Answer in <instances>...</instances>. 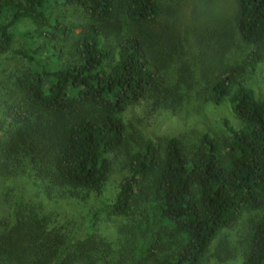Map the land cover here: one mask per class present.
Returning a JSON list of instances; mask_svg holds the SVG:
<instances>
[{
    "label": "trees",
    "instance_id": "16d2710c",
    "mask_svg": "<svg viewBox=\"0 0 264 264\" xmlns=\"http://www.w3.org/2000/svg\"><path fill=\"white\" fill-rule=\"evenodd\" d=\"M237 2L233 28L201 26L215 42L193 65L178 63L180 9L163 0H0V181L18 182L4 194L0 264H203L221 232L255 211L243 264H264V101L248 86L264 58V0ZM56 6L88 22H66ZM236 36L251 51L231 63ZM196 95L227 103L240 127L224 120L226 135L202 134L192 153L178 137L148 139L84 237L53 226L47 203L104 191L129 108L156 121ZM104 212L113 238L96 229Z\"/></svg>",
    "mask_w": 264,
    "mask_h": 264
},
{
    "label": "rangeland",
    "instance_id": "374dc122",
    "mask_svg": "<svg viewBox=\"0 0 264 264\" xmlns=\"http://www.w3.org/2000/svg\"><path fill=\"white\" fill-rule=\"evenodd\" d=\"M164 4L180 9L177 13V30L183 47L178 54V63L188 62L193 65L197 62V56L201 50L207 49L215 42L211 41L213 34L201 26L208 24L210 28L220 29L229 25L233 28L238 12L237 0H163ZM55 15L65 17L66 22H88L84 13L75 7H55ZM230 27V28H231ZM30 23L25 22L20 26L21 30L30 29ZM205 28V27H204ZM19 46V43H16ZM251 51L238 36L236 44L232 48L228 59L231 63L241 62L244 55ZM10 57V56H9ZM2 62V60H0ZM6 62L5 76L9 75L14 61ZM21 64L20 61H18ZM195 81L202 82L198 67L193 66ZM256 97L264 101V58L258 66L256 73L248 81ZM200 90V89H199ZM201 96L189 100L180 114L167 113L156 121L146 120L140 107H131L124 113V121L127 125V140L125 146L112 156L113 172L102 194L81 193L79 197L67 198L62 201L47 203L46 210L53 211L55 215V227H63L65 233L78 232L81 237L87 234L86 223L91 215L97 213L104 203H113L120 189L121 181L128 175V159L130 154L142 150L144 143L152 139L157 143H164L170 137L181 139L187 153L195 151L199 145L200 137L209 133L215 137L226 135L223 121L228 120L235 128L240 127L239 120L233 115L227 103L222 106H214L211 103L200 100ZM18 182L0 181V218L8 213V207L4 197L5 190L10 186H16ZM261 216L258 211L246 212L235 227L224 230L211 244L209 252L203 264H243L244 250L247 237L254 224ZM96 229L108 236L114 237V221L105 212L97 216ZM1 230V229H0ZM235 253L233 258L225 257L227 253Z\"/></svg>",
    "mask_w": 264,
    "mask_h": 264
}]
</instances>
